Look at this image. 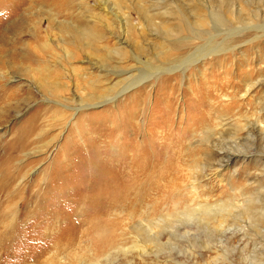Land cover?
I'll return each mask as SVG.
<instances>
[{
    "label": "rangeland",
    "instance_id": "374dc122",
    "mask_svg": "<svg viewBox=\"0 0 264 264\" xmlns=\"http://www.w3.org/2000/svg\"><path fill=\"white\" fill-rule=\"evenodd\" d=\"M14 1L0 0V264H264V162L215 173L211 154L247 146L240 123L195 122L202 104L229 106L243 69L264 68V0ZM211 35L217 56L120 94ZM95 92L120 95L73 109ZM238 102L251 118L264 84ZM138 157L142 201L135 187L97 210L109 194L92 201L103 178L89 169L133 172Z\"/></svg>",
    "mask_w": 264,
    "mask_h": 264
},
{
    "label": "bare ground",
    "instance_id": "6f19581e",
    "mask_svg": "<svg viewBox=\"0 0 264 264\" xmlns=\"http://www.w3.org/2000/svg\"><path fill=\"white\" fill-rule=\"evenodd\" d=\"M13 3L15 2L14 0H11ZM45 1V0H42ZM27 1L24 2H19V4L16 5V7H14V9H16L19 6V9L21 8L22 5L26 4ZM35 3V2H34ZM14 6V5H13ZM11 9V8H10ZM17 9V10H19ZM210 14H217L216 11H210ZM211 15V16H212ZM201 18V17H200ZM203 19V18H202ZM201 21H205V20H201ZM214 28V27H213ZM235 29V28H234ZM236 30V29H235ZM205 31V30H204ZM208 31V30H207ZM227 31V30H226ZM231 31V30H229ZM206 33V32H205ZM232 36L231 34H228ZM214 35H211L210 38L204 39V42H198L196 45H194V49L188 53L186 55L185 58L183 59H174L173 61L171 59L167 60V65L166 66H155L154 67V71H150L151 73L148 75H141V74H137L134 76V78L130 81V83H128L127 85H125L121 90H120V94H125V92H127L131 87H137L140 85H143L146 82H149L152 78H157V75H160L161 73L164 72H176V71H183L182 74L185 73V71L187 70L188 67L192 66V65H196L198 63H200L201 61L205 60L207 58V55L209 54H213L216 55L220 52L219 49H212L210 51H208V46H211L210 43L212 41ZM199 41H203V39L201 37L198 38ZM92 46H94V44H92ZM92 48V47H91ZM117 53V52H116ZM233 54V53H232ZM210 56V55H209ZM217 56V55H216ZM212 58V57H211ZM99 60V59H98ZM248 59H243V63L241 65H245V61ZM223 60L220 61L218 60L217 63H220L221 65H223ZM98 62H96L97 64ZM100 63V60H99ZM98 63V64H99ZM141 64H143L142 61H140ZM215 63V62H214ZM97 64V65H98ZM92 66V65H91ZM93 67V66H92ZM104 65L103 64H99V66L97 68H99V70L103 69ZM139 68V67H138ZM148 68L149 65H148ZM152 68V67H151ZM142 69V68H140ZM139 69V70H140ZM75 70V69H74ZM152 70V69H151ZM195 70V69H194ZM73 71V70H72ZM114 73H120V71H115ZM243 73L248 75H245L244 77H242L238 82L229 85L230 88L232 89V99L230 101L229 106L226 107L225 104V108H223V110L217 109L215 107H211L209 105H205L202 104V108L203 110L198 111V113L200 114L198 119L195 120V122L197 123V125H202L203 123L209 122L211 119L212 114L214 113L217 116H220V119L222 118L221 116H227L228 114H233L237 120L238 123H240V129L235 133V137L238 140H244L246 141L247 146H243V144L241 145L238 144L237 145V149L236 150H223L218 152L219 153V157H215L214 155L211 154V161H210V170H215V173H219L221 172V168H225L227 167V165H229L230 163H234L236 165H238L234 171L233 174H235L239 167H241L243 164H247L249 162H255V163H259V162H264V140L263 138H252L253 136H255L256 134H262L264 133V104L260 106V108H255V113L252 114L251 118L250 115H247V112L249 113V111L246 109L243 111V106L241 107L240 103L238 102V96H243L246 97L250 94V92L258 85L264 84V68L260 69L256 74H253V71L251 69H243ZM102 75V74H101ZM173 79V78H171ZM153 80V79H152ZM177 80V79H176ZM208 81V80H207ZM93 82V81H92ZM96 82V80H95ZM148 84V83H147ZM168 84V79L164 80L162 83V86H166ZM90 86V85H89ZM92 86V85H91ZM141 87V86H140ZM146 87V86H145ZM93 88V87H92ZM147 88V87H146ZM153 88V87H152ZM198 88V87H197ZM144 89V88H143ZM95 90V89H94ZM104 91V90H103ZM98 92V91H97ZM119 92V91H118ZM120 94H115V95H111L108 96L106 93L105 94H97L95 93H90L87 94L86 97H84L83 99H80V103L81 105H79V107H74V110H78V109H82L88 106H91L94 103V101H98V103H106V102H110V101H114L116 100V98L120 95ZM227 99V98H226ZM216 101V100H215ZM93 102V103H92ZM228 104V103H227ZM215 105V104H214ZM67 107V106H66ZM71 107V106H70ZM222 107V106H220ZM201 109V108H200ZM199 110V109H197ZM177 112V111H176ZM222 118L221 122H223L224 120L226 121L227 118ZM234 117V118H235ZM214 118V117H212ZM243 118V119H241ZM213 122V121H212ZM215 122V121H214ZM227 122H223L221 123V125H225ZM198 125V126H199ZM239 127V126H238ZM219 128V127H218ZM217 128V129H218ZM193 129V128H192ZM206 129V127H205ZM216 129V128H215ZM237 129V128H236ZM208 130H206V132H208ZM209 133V132H208ZM165 136V135H164ZM167 136V135H166ZM208 137V136H207ZM234 137V138H235ZM259 137V135H258ZM263 137V136H262ZM172 138V137H171ZM209 138V137H208ZM255 140V141H254ZM260 140V143H258ZM257 141V142H256ZM209 142V141H208ZM252 142V144H251ZM217 143V142H216ZM236 143V142H235ZM179 144V143H178ZM75 145V144H74ZM167 145V144H166ZM172 146V144H171ZM77 147V146H76ZM86 147V146H85ZM167 147V146H166ZM221 147V146H220ZM170 148V147H169ZM174 148V147H173ZM233 148V147H232ZM97 149V148H96ZM165 149V148H164ZM171 149V148H170ZM229 149V148H228ZM162 150V149H161ZM79 151V150H78ZM81 151V150H80ZM93 154V151H91ZM96 152V151H95ZM145 152V151H144ZM148 152V149H147ZM88 153V152H87ZM90 153V152H89ZM109 153V152H108ZM107 153V154H108ZM140 153V152H139ZM152 153V152H151ZM86 155V153H84ZM97 154V153H96ZM135 154V153H134ZM143 154V153H142ZM217 154V153H216ZM159 155V153H158ZM90 156V155H89ZM102 156V154H101ZM100 156V157H101ZM152 156V155H151ZM155 156V153H154ZM160 156V155H159ZM70 157V156H69ZM68 157V159H69ZM95 157V156H94ZM97 157V156H96ZM141 157V156H140ZM145 157V156H144ZM103 158V156H102ZM152 158V157H151ZM160 158V157H158ZM175 158V157H174ZM66 159V158H65ZM64 159V160H65ZM133 159V158H131ZM146 159V158H145ZM106 160V159H105ZM150 160V159H148ZM87 161H89L87 159ZM101 161V160H100ZM107 161V160H106ZM135 161V167L134 171H128V172H123V173H116L114 170L109 169V173L108 174L105 170L106 169H102L101 171L99 169H96L93 165L92 169L90 168V172L92 175V179L95 178V181L92 180V182H94V185H100V182H98V180H96L97 178H99V175H101L102 179V190L101 188H99V190H97L96 194L94 195V197L92 198V201H97V198L103 197V192H106L107 194H109V198L107 197L106 201H102L99 203V209L97 210H104V212L107 211L108 208L113 207V206H117L118 204H121L122 202H126L127 200L125 199L127 194L133 190L134 188H138V191L135 194V202L136 201H142L141 200V191L140 188L141 186H139V184H142V180L139 178L141 172L145 171V166L147 165V163L143 164L142 161L140 160V158H136ZM158 163V160H155ZM85 162V161H84ZM240 162V163H239ZM90 163V161L88 162ZM132 163V162H131ZM160 163L162 164L163 168H165L169 165L168 164V160L163 158ZM99 164V163H98ZM106 164V163H105ZM109 164V163H108ZM129 164V163H128ZM133 164V163H132ZM233 164V165H234ZM67 165V164H66ZM90 165V164H89ZM113 165V164H112ZM130 165V164H129ZM156 165V164H155ZM154 164L151 163V169L155 167ZM175 165V164H174ZM231 165V164H230ZM85 166V165H84ZM122 166V165H121ZM160 166V165H159ZM246 166V165H245ZM62 167V165L60 166ZM86 167V166H85ZM118 167V166H117ZM129 167V166H128ZM127 167V168H128ZM177 167V166H176ZM207 167V166H206ZM56 168V166H55ZM149 168V169H150ZM208 168V167H207ZM120 170L124 171V167H119ZM130 169V168H129ZM132 169V168H131ZM135 169H137L135 171ZM56 170V169H55ZM62 170V169H61ZM157 170V169H156ZM53 171V170H52ZM63 171V170H62ZM87 171V170H86ZM167 171V170H166ZM57 172V171H56ZM147 172V171H146ZM58 173V172H57ZM162 173H166L165 171H161V174H158L159 178H166L165 176L162 175ZM174 173V172H173ZM87 174V172H86ZM148 174V173H147ZM155 176V174H154ZM154 176L151 174V183L155 188H158L159 185L155 182ZM232 176V175H231ZM147 177V176H146ZM157 177V176H156ZM252 177V176H251ZM88 179V178H86ZM161 179V180H162ZM230 180H234L232 177L229 178ZM228 179V180H229ZM90 180V179H89ZM88 180V181H89ZM255 180V179H254ZM86 181V180H85ZM90 182V181H89ZM91 182V184H92ZM166 182V181H165ZM169 182V181H168ZM230 182V181H229ZM256 182V180L254 181ZM150 183V184H151ZM231 183V182H230ZM148 184V183H147ZM235 184V182H234ZM164 185V184H163ZM171 185V184H170ZM248 185H253V182H248ZM139 186V187H138ZM152 186V187H153ZM162 186V185H161ZM151 188V187H150ZM161 188V187H160ZM97 189V188H96ZM148 189V188H146ZM163 190V189H161ZM195 190V189H194ZM143 191V190H142ZM243 191V190H242ZM132 192V191H131ZM149 192V191H148ZM144 193V192H143ZM147 193V191L145 192ZM134 194V193H133ZM82 195V194H81ZM146 195V194H145ZM248 195V194H247ZM88 196V195H87ZM99 196V197H96ZM132 196V195H131ZM86 197V196H85ZM256 197H259L256 195ZM255 197V198H256ZM132 198V197H130ZM129 198V201H130ZM254 198V197H253ZM254 198V199H255ZM105 199V198H104ZM144 199V198H143ZM207 199V198H206ZM85 201V200H84ZM87 201V199H86ZM133 201V200H132ZM151 201V200H150ZM252 201V200H251ZM256 201V200H255ZM254 201V202H255ZM174 202V201H173ZM207 202V201H206ZM248 202V201H247ZM84 203V202H83ZM94 203V202H93ZM96 203V202H95ZM175 203V202H174ZM238 203V202H237ZM128 204V203H127ZM126 204V206H127ZM124 205V204H123ZM141 206V205H140ZM183 206V205H182ZM202 208L200 210L197 211H205L204 209H209V204H201ZM213 206V205H212ZM176 207V206H175ZM192 207V206H191ZM198 207V206H196ZM205 207V208H204ZM185 209V208H184ZM187 210L189 208H186ZM197 209V208H196ZM111 210V209H110ZM261 210V209H260ZM182 211V210H181ZM195 211V210H194ZM206 212V211H205ZM204 212V213H205ZM223 212V211H222ZM107 213V212H106ZM175 213V212H174ZM195 213V212H194ZM201 213V212H200ZM207 213V212H206ZM94 214V213H93ZM100 214V213H99ZM90 215V214H89ZM193 217V214H191ZM198 215V214H197ZM98 217V216H97ZM102 217V216H101ZM108 218V216H107ZM104 219V218H103ZM197 219V218H196ZM105 221V220H104ZM198 221V220H197ZM191 223V222H190ZM165 226V225H164Z\"/></svg>",
    "mask_w": 264,
    "mask_h": 264
}]
</instances>
